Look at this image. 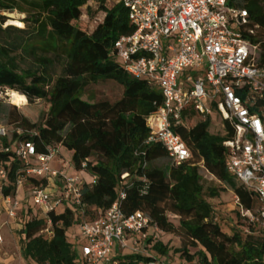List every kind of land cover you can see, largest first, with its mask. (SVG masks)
Instances as JSON below:
<instances>
[{"label":"trees","instance_id":"16d2710c","mask_svg":"<svg viewBox=\"0 0 264 264\" xmlns=\"http://www.w3.org/2000/svg\"><path fill=\"white\" fill-rule=\"evenodd\" d=\"M19 1L0 0V86L18 90L29 100L19 106L16 115L9 113V122L18 124L10 130L14 138L32 139L39 153L52 145L66 147L73 152L77 170L85 163V170L96 176L95 182L83 189V214L74 205L49 214L51 237L43 235L47 219L31 213L33 205L22 211L18 218L24 237L22 256L34 264H77L78 244L69 239L68 230L83 220H92L98 209H108L125 191L122 208L127 215L142 211L151 219L150 228L183 234V245L177 251L184 254L188 264H264L261 223L251 222L239 210L244 225L234 226L228 233L206 197L203 178L211 176L227 184L245 210L259 215L264 207L257 194L237 183L226 168L223 142L233 136L229 123L223 121L224 132L214 134L210 131L212 116L203 120L193 107L185 108L183 123L173 130L191 155L177 165H158V160L169 158L167 150L158 142L145 143L150 133L147 117L162 105L163 94L146 80L132 77L119 63L114 43L134 31L126 7L117 1L109 6L108 0H96L103 17L91 29L89 20L83 19V9H89L94 0H22L30 5L27 25L3 27L6 17L2 11L26 10ZM245 7L264 22L262 0H249ZM19 51L37 58L42 68L35 66L18 73L14 53ZM50 54L61 59L60 72L48 58ZM100 79L122 85V96L115 101L83 99L86 86ZM35 100L49 104L47 113L40 114L33 105ZM17 128H22L23 134L18 135ZM8 145L4 139L0 148ZM93 156L96 160H91ZM0 161L9 171L0 194L14 196L17 174L23 173L25 165L13 150H0ZM124 173L128 175L122 178ZM28 181L36 179L28 177ZM219 193L215 185L208 188L211 198ZM168 212L180 216L178 226L169 220ZM145 240V247L165 252L167 245L153 241L152 236ZM188 242L200 249L190 253ZM157 258L153 253L122 251L113 257V264H153Z\"/></svg>","mask_w":264,"mask_h":264},{"label":"built area","instance_id":"2783aa9c","mask_svg":"<svg viewBox=\"0 0 264 264\" xmlns=\"http://www.w3.org/2000/svg\"><path fill=\"white\" fill-rule=\"evenodd\" d=\"M248 1L117 0L126 7L134 31L120 36L114 49L127 73L146 80L163 94L162 105L147 117L150 133L145 143H160L177 165L191 155L173 130L183 123L185 108L193 107L203 120L218 114L222 126L227 121L233 129V136L223 142L227 170L264 203V22L245 7ZM4 90L7 95L11 89L0 86V94ZM23 132L17 128L18 135ZM4 139L9 145L0 150H13L25 165L23 173L17 174L16 194L3 196L10 218L17 217L22 203L18 194L27 182L31 188L27 202L47 219L48 227L42 233L52 236L49 214L60 205H74L85 212L83 189L93 184L96 176L88 181L80 174H68L65 159L61 167H55L61 145L39 153L32 139L14 138L10 127L0 122V143ZM8 172L0 161V190L8 182ZM28 177L36 182H29ZM125 197L122 191L112 206L98 209L92 220L79 224L75 242L82 247L83 259L77 264H113V257L127 247L148 253L141 241L148 236L151 219L142 211L127 215L122 208ZM240 211L264 228V207L259 215L241 205ZM184 262L178 263L188 264ZM153 264L170 263L157 258Z\"/></svg>","mask_w":264,"mask_h":264},{"label":"rangeland","instance_id":"374dc122","mask_svg":"<svg viewBox=\"0 0 264 264\" xmlns=\"http://www.w3.org/2000/svg\"><path fill=\"white\" fill-rule=\"evenodd\" d=\"M117 0H108L106 2L107 5H112ZM18 3H20L22 8H25V11H20L19 9H15L13 11H2L1 14L6 17L4 24L12 25L11 23H8V20H20L23 22L24 26L21 28H24L27 25V22H25V18L28 17V11L30 10V5L22 0H20ZM84 16L83 19H87L90 22L91 29H93L96 25V21H99V18L103 17L102 12L98 9V2L92 1L89 5V9L85 8L83 9ZM10 14L13 15V17H10ZM17 26V25H14ZM20 27V26H17ZM38 54H41L40 51H37ZM16 55V61L19 65V69H17L18 73H23L26 71H22L24 69L34 68L35 66H38L39 63L36 62L37 58L34 56H28L25 53L15 52ZM49 59L54 63V66L56 67V70L58 72L61 71V59L57 58L54 54L48 55ZM120 62V61H119ZM42 68V64L38 66ZM181 79H185V76H181ZM27 81H30V78L27 79ZM16 92H20L16 90ZM21 93V92H20ZM123 94V87L119 83H117L114 80L111 79H100L95 82H90L83 94L82 97L85 100L90 101H98L102 99H107L109 101H115L119 99ZM28 98L25 97L22 98L21 103L24 105V103H28ZM0 104H1V112H0V121L9 126L11 129H14L18 126L16 123H10L9 122V113L12 115H16L18 113V106L16 104H13L9 101V97L6 95L5 90L3 93L0 94ZM34 107H37L39 109L40 114L47 113L49 109V104L45 100H35L33 103ZM24 111L29 114V108H25ZM210 131L214 134L217 133H223V126L220 120V116L218 114L212 115V124L210 126ZM62 148V156L60 157V160H63L62 157L65 158V160L68 162V164L71 166V170L73 173H67L71 175H78L79 170H77L74 166V163L72 161L73 152L66 147ZM91 160H96V156L91 157ZM158 165H169L172 163L170 158H163L156 162ZM55 165V163H53ZM85 170V169H84ZM201 170V169H200ZM89 174L90 177H88V181L92 179V174L85 170ZM90 179V180H89ZM203 183L206 191V197L211 202L213 209L215 211V218L218 222H220V225L222 229L228 233H231L233 231V227L237 225H242L244 222L239 214L240 210V204L237 202L235 194L233 190L225 183H222L217 180H213L211 176H204ZM215 185L220 189V193L211 198L208 194V188L210 186ZM223 187L225 189L223 190ZM3 203L0 200V234L3 238L2 241H0V264H34V261L31 259H25L21 254V247L24 244V237L21 234L22 226H20L18 218L13 219L10 218L5 210L3 209ZM64 205H60L56 212H62L65 208ZM168 218L170 221H172L175 225H179L180 216L173 214L171 212L167 213ZM244 225V223H243ZM149 236L153 237V241L157 242L160 241L164 245H167L164 249L165 252L158 253L157 251H154L153 248H147L145 245L147 244V240L142 239V248H146V251L148 253H153V255H156L158 258H163L164 261L169 262L170 264H179V261L186 260V257L182 252H178L177 250L182 247V241H183V234L179 233V235H175L172 233H167L159 229H155L154 227L148 228ZM44 236L51 237L49 233L44 232ZM80 235V226L74 225L68 230V236L69 239L72 241H76V239ZM187 249L190 253H195L200 249V246H195L188 242ZM126 254L133 252V249L131 247L124 248L123 250ZM78 252L80 255V258L83 259L82 254V247L81 245H78ZM184 263H187L185 261Z\"/></svg>","mask_w":264,"mask_h":264},{"label":"crops","instance_id":"0c3cea01","mask_svg":"<svg viewBox=\"0 0 264 264\" xmlns=\"http://www.w3.org/2000/svg\"><path fill=\"white\" fill-rule=\"evenodd\" d=\"M60 156H62V148H60ZM60 156L53 162V163H55V167H61V160H60ZM63 159H65L64 157H62ZM68 171V173H73V171L71 170V166L69 165L68 167H67V169H66V172ZM78 174H80L81 176H83L84 178H86V180L88 179V177H90L89 176V174L87 173V172H85V170H79V173ZM90 180V179H89ZM30 183H25L24 185H23V187L20 189V192H19V194H18V198L21 200V207L18 209V214H17V217L16 218H14V219H17V218H19L20 217V214L22 213V211L24 210V209H27V207H28V205H29V203L27 202V200H26V198L27 197H29L30 196ZM0 200H1V202L3 203L2 205H3V209L5 210V212L7 213V209H6V207H7V204H6V202L4 201V197L0 194ZM33 208V211L31 212V213H35V212H37V208L35 207H32ZM8 215V214H7ZM147 235L149 236V232L147 231Z\"/></svg>","mask_w":264,"mask_h":264},{"label":"bare ground","instance_id":"6f19581e","mask_svg":"<svg viewBox=\"0 0 264 264\" xmlns=\"http://www.w3.org/2000/svg\"><path fill=\"white\" fill-rule=\"evenodd\" d=\"M8 23H13V24L18 25V26H24L23 22H21L20 20H10L9 19ZM7 96L9 97V101L11 103L16 104L18 106L23 105L21 103L22 98L25 97V95L23 93H20V92L17 93L16 90L11 89V90H9ZM24 104H26V103H24Z\"/></svg>","mask_w":264,"mask_h":264}]
</instances>
